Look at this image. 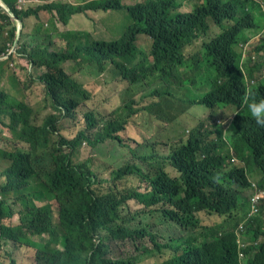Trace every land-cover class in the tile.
Masks as SVG:
<instances>
[{"label":"trees","instance_id":"1","mask_svg":"<svg viewBox=\"0 0 264 264\" xmlns=\"http://www.w3.org/2000/svg\"><path fill=\"white\" fill-rule=\"evenodd\" d=\"M204 1L203 7L189 14L169 18L174 7L172 0H91L79 6L45 5L42 0H2L10 12L0 6V67L8 65L14 56L23 58L34 72H42L35 80L44 85L52 109L63 110L72 117L89 93L64 73L63 63L81 59L93 76L115 66L117 75L129 84L150 74H157L162 80L172 77L184 64L183 48L205 30L206 18L222 26L238 13L235 0ZM122 8L132 25L114 42L94 41L89 33L77 29H58V25L69 26L72 15L88 16L89 12ZM41 12L51 17L47 27L39 21ZM91 15L95 20L103 18ZM28 20L35 22L33 27L27 33L18 31L17 25L26 28ZM7 26L8 31H4ZM263 30L264 17L243 10L235 23L195 58L206 66L204 82L209 87V93L199 103L207 108L217 104L233 107L234 122L225 134L213 118L211 130L203 125L192 130L187 143L168 157L179 178L170 179L157 170L150 182L151 191L146 194L134 189L98 193L96 188L101 181L90 161H73L83 143L96 149L106 139L119 140L115 133L133 114L132 101L113 120L85 115V128L74 138L58 137L52 142L51 135L57 131L54 115H48L45 123L37 127L32 124L33 110L24 101L0 91V122L2 117H8L13 136L29 146L28 151L1 153L9 165L3 172L5 182L0 185L5 198L0 205V221L17 210L21 223L13 229L1 227L2 238L26 246L33 264H140L136 259L110 258L107 241L140 240L147 235L154 254L171 252L169 258L156 264H264V227H260V223L264 225V170L260 177L257 168L256 173L244 164L245 152L252 151L257 157L264 154V134L246 120L248 111L243 102L244 95L252 90L247 82L255 74L262 80L254 90L255 97H264ZM140 33L152 39V62L134 47ZM54 34L60 35L63 47H54ZM15 41V51L8 54ZM10 81L17 91L19 82L12 77ZM63 147L69 153H64ZM223 150L235 153L241 162L225 178L220 175ZM129 172L127 169L120 173L118 169L111 174L114 180H120ZM52 201L59 205L56 217ZM131 201L146 208L160 202L168 204L169 209L161 212L164 223L173 224L185 235L181 240L170 236L160 244L145 227L132 228L131 219L124 222L121 217Z\"/></svg>","mask_w":264,"mask_h":264},{"label":"rangeland","instance_id":"2","mask_svg":"<svg viewBox=\"0 0 264 264\" xmlns=\"http://www.w3.org/2000/svg\"><path fill=\"white\" fill-rule=\"evenodd\" d=\"M63 1L69 3L76 2L75 0ZM135 1L137 0H129L131 3ZM175 1L179 5L176 11L186 13L190 12L194 7L199 6L202 0ZM253 1L259 3L264 8V0ZM89 13L96 16L102 15L103 18L97 17L95 20L91 14L88 16L76 15L74 16L75 18L70 20L69 26L63 27L58 25L59 31L77 29L89 33L94 41L114 42L122 36L126 27L130 24L127 12L123 8L117 11ZM39 16V21L44 24V27H47L51 20L50 15L46 12H41ZM34 23L33 20H28L26 22V28L17 25V29L18 31L27 33L33 27ZM207 24V32L200 35L199 39L192 46L185 49L184 55L186 58H199L202 44L219 34L220 29L209 19H207ZM8 29L9 27L7 26L4 28V31H8ZM260 35H264V30ZM52 38L54 47L64 46V42L60 39L59 34H54ZM135 45L138 49L148 54L150 50V39L145 35H140ZM0 60L2 59L0 58ZM64 69L69 76L80 82L91 94L90 100L80 105L76 110L74 119L64 118L58 112L54 113L51 110L43 87L35 80L40 71L34 72L23 58L20 59L14 56L8 65H2L0 67V89L8 91L16 99L22 100L33 107L37 113L36 124L38 125H41L48 115L53 114L57 119L56 127L59 134L66 139H72L80 130L85 128L83 120L85 113L92 111L96 115L108 116L119 108L122 105L121 97L124 90L128 87V84L115 76L113 66H109L99 77H94L84 65L79 66L73 62L64 64ZM198 73V70L185 69V75H182L180 79L186 78L193 80L197 77ZM11 77L19 82L17 91L11 86ZM257 77L258 74H255V79ZM255 83V80L248 81L247 85L249 87ZM162 87L163 85L160 83H151L145 85L143 88L138 87L135 89L134 108L138 112L129 119L125 130L119 133L122 139L121 145L114 141H106L99 144L96 149H92L89 145L83 143L76 150L73 161L76 163L89 160L98 179L101 181V184L96 188L98 193H106L109 191L122 193L129 189H140L141 192H144L146 189V184L143 183L144 175L152 171V161L149 164H145L138 156L152 155L161 161L172 147L186 140L188 132L192 128L199 122H206V116L209 111L201 106L191 107L184 113L179 112L181 103L178 98L188 100L200 92L199 88L193 85H186L185 87L180 81H175L171 85V93L174 98L168 97L172 100L173 104L171 108H167L160 97L152 96L155 90ZM154 103L160 104L161 112L158 113V118L156 112L148 109ZM215 112H222L225 116L229 117L234 113V108L231 106L224 108L217 107ZM12 146L13 143L10 140L9 131L4 125H0V148L10 151L12 150ZM137 147L140 148L135 155L131 150ZM230 160L231 158L228 162L231 166H239L241 164L238 159H236V164L231 163ZM244 164L257 173L253 161H250V163L244 162ZM126 166L138 168L141 176L132 175L120 180H114L111 173ZM165 170L170 176H177L176 172L171 168L165 167ZM51 205L54 217H56L58 205L55 201H52ZM157 208L162 209L161 206ZM157 208L144 209L142 206L131 201L122 210L121 217L124 222L132 219V226L140 220L141 227H145L149 235L156 236L160 244H164L170 236L181 240L185 232L176 229L171 223H164L165 220L161 215V210ZM261 216L264 217V211H262ZM213 221H217V219L213 218ZM5 223L7 225H16L18 218L15 216L11 220L5 221ZM260 227L263 228L264 225L260 223ZM105 236H107V233H105ZM186 239L187 237H185L183 242ZM244 239H247L246 236H244ZM262 240L263 238L260 239V241ZM107 244L110 249V258H131L136 259L140 264H156L169 258L171 255V252L165 250L161 254H154L153 243L150 241L148 235L140 240L126 239L119 241L110 239L107 241ZM31 255L32 253L28 248L21 247L16 249L12 248L11 245H4L0 250V264H33Z\"/></svg>","mask_w":264,"mask_h":264},{"label":"clouds","instance_id":"3","mask_svg":"<svg viewBox=\"0 0 264 264\" xmlns=\"http://www.w3.org/2000/svg\"><path fill=\"white\" fill-rule=\"evenodd\" d=\"M42 1H43V3L45 5H49V4H52V3H63V4H69V5H72V6H79V5H83L85 3L90 2L91 0H75L76 2H74V3L65 2L63 0H47V1L46 0H42ZM172 1L174 3V7L168 13V17L169 18H172V17H174L177 14H189V13L193 12L195 9L203 7L205 5V1L202 0L201 4L199 6L194 7L190 12L182 13V12H177L176 11L179 8V5L177 4V2L175 0H172ZM235 1L238 2V13L236 14V16H235V18L233 20L224 21L222 23V26H218V25H216L213 22V20L211 18L208 17V18L205 19V25H206L205 30L202 31V32H199L197 34V38L192 42V44H190L188 46H185L183 48L182 56H183V59H184V64H183L182 67L177 68L176 74L174 76L169 77V78H167L165 80H162V79L157 77L158 76L157 74H150V75H148L147 78H141V80L139 82L135 83V84H129L128 81L122 79L121 77H119L117 75L116 68H115V66H113L115 76L119 80L124 81V82H126L128 84V87L124 90L123 95L121 97L122 105L119 108H117L115 111H113L108 116L96 115L92 111H89V112L84 114V116H83L84 123H85V115H87V114H92L93 117L96 120H99L100 118H103L104 120H113V119H116L118 114L122 112L124 106L127 103L132 101L131 109L133 111V114L127 118L126 123L123 125L122 130L117 132V133H115V136H117L119 140L106 139V140H104L102 142V143H104L106 141H114V142H116V143L121 145L122 144V139L119 136V133H121L122 131L125 130V126L128 124L129 119L131 117H133L134 115H136L137 112H138V110L136 108H134V105H135L134 97L136 95V93H135V89L136 88H138V87L143 88L145 85L151 84V83H160L161 85H163V87L158 89V90H155L152 93V96L160 97L167 108H171L172 104H173L172 100L169 99L168 97L174 98V96H172V93H171V85L175 81H180L181 83H183V86H185V87H186V85H190V86L193 85L196 88L200 89V92L197 95H193L188 100H184V99L178 98L179 102L181 103L179 112L180 113H184L188 109H190L191 107L201 106V107H203V108H205V109H207L209 111L208 115L206 116V122H199L194 128H192L188 132L186 140L184 142L181 141L180 143H178L177 145L172 147L170 149V151L168 152V154L161 159V161H159L157 158H155L152 155L138 156L140 158V160L143 163H145V164H149V162L152 161V163H151L152 171L147 173L146 175H144L143 183L146 184L145 191L141 192L140 189H134L136 192H138L140 194H146V193H149L151 191L150 182L153 180V177H154L155 172L157 170L163 171L170 179L179 178V173L169 164L168 157H169V155L171 154V152L173 150H175V149H177V148H179V147H181V146H183V145H185L187 143V140L189 138V135H190L191 131L194 130L196 127H198L199 125H203L204 129L211 130L212 129V118H213L215 120L214 124L216 126L222 127V134H225V133L228 132V128L233 124L234 117H235L234 113L231 116L227 117L222 112H219V113L215 112V109L217 107L224 108V107H227L226 105L217 104L213 108H207V107H205V106H203V105H201L199 103L200 99L204 95L209 93V87L204 82V78L206 76V66L203 65L202 63L196 61L195 60L196 57L195 58H191V59L190 58H186L185 55H184V51H185L186 48L192 46L199 39L200 35H203V34H205L207 32V30H208L207 19H209L217 28H219L220 32L215 37L210 38L208 42L202 44L200 53H203L205 46L207 44H209L217 36H219L225 28H227V27H229V26H231V25H233L235 23V21L239 18V14H240L241 11H243V10L248 11V12L252 13L256 17H264V13H263L264 12V8L259 3H256L253 0H235ZM0 6H1V9L5 10L7 12H10L9 9L6 7V5L2 2V0H0ZM262 10H263V12H262ZM52 14L57 19V15H56V13L54 11L52 12ZM70 18H74V16L72 15ZM131 25L132 24H129L126 27V29H125V31H124V33L122 35L125 34L127 28L129 26H131ZM140 35H145L146 37H148L150 39V50H149L148 54H146L144 51L138 49L136 47V45H135V43L137 41V38ZM16 45H17V41L14 42L13 47L10 48V50L8 51V54H10L11 52L15 51ZM151 46H152V39L148 35H146L145 33H140V34H138L136 36V39L134 41V47L137 50L141 51L147 57V60L149 62H152V56L150 55ZM67 62L77 63V65L80 66V65H82L83 60H81V59H78L76 61L69 60V61H66L65 63H63L61 65L64 73L69 78H71L73 80H76V79L72 78L71 76H69L66 73V71L64 69V64H66ZM185 69L198 70L199 73L197 74V77L195 79H193V80L186 79V78L180 79L182 75H185ZM103 73L104 72H102L98 76L96 75L94 77H99ZM39 74H42V72H40ZM253 80H255L256 83L252 85V90L249 89L247 91V93L244 95V98H243V102L246 105L247 111H248V113L246 114L245 118L258 132L264 134V97L256 98L255 97V93H254V90L259 87V82L262 81V80L252 78L250 81H253ZM40 85L43 87L44 93H45V96H46V91H45L44 85L43 84H40ZM187 89H188V87H187ZM84 90L89 93V98L87 100L81 102L76 107V109L73 111L72 117L66 116L63 110H53L51 105H50V101H49L47 96H46V99H47V101L49 103V107L51 108V110L54 113L58 112L59 115L64 117V118L74 119L75 112L79 108V106L90 100V97H91L90 92L87 89H84ZM0 91H3L4 93H6V94H8L10 96V93L8 91H5L3 89H0ZM24 104L27 105L28 107H30L33 110V116L31 117L32 124L37 126V127H41L45 123L47 118L44 119V121L42 122L41 125L36 124V118H37L36 111L34 110L33 107L29 106L27 103H24ZM148 109L156 112L157 118L159 117L158 113L161 112V108H160V104L159 103H154V104L150 105L148 107ZM51 115H53V114H51ZM56 121H57V119H56ZM56 121L54 123H56ZM0 125H4L7 128V130L10 133V140L13 143L12 150H10V151H7V150H4V149L0 148V185H3L4 182H5V177L3 175V172L7 168L9 163L6 160L3 159L1 153H11V152H13L16 149H20V150H23V151H28L29 146H28V144L16 139L13 136L12 132L10 131V129L8 127L9 126V118L8 117H2V121L0 122ZM55 128H56L57 131L54 134L51 135L52 142H55L58 137H62L64 139H66L64 136L59 134L58 129H57L56 126H55ZM80 131H82V130H80ZM66 140H68V139H66ZM139 148L140 147H137L136 149L131 150V152L136 155V153L139 150ZM62 150H63L64 153H69V150L66 149L65 147H63ZM234 157L239 160L238 156L235 153H231V152H228V151H225V150L222 151L221 158L224 161V163L222 164V169L220 171V175L222 177L225 178L227 173L231 169H236L237 168V166H235V165L231 166L229 164V162H228V160L231 158V160H230L231 163L236 164L237 161H236V159ZM245 160L248 163H250V161H253V165L260 171V177H261L262 171L264 170V154L260 155L259 157H257L252 151H247V152H245ZM165 167H169L172 170H174L176 172L177 176H175V177L170 176L168 174V172L165 170ZM127 169H129L130 172L128 174L122 175L123 177H129V176H132V175H136L138 177L141 176L140 170L138 168H135V167H132V166H126V167L119 168L120 173H125ZM260 177H259V179H260ZM4 200H5V198H4V196L2 194V191H1V188H0V205H1V203ZM11 200H12V197H10V201H9L10 203H11ZM56 204L58 205L57 201H56ZM139 205L142 206V208H144V209L157 208L158 206H161L162 209L157 208L158 210H161V212H164L165 210L169 209V205L164 203V202H160V203H158V204H156L154 206H150V207H147V208L144 207L141 203H139ZM14 207L15 206H13V208ZM58 210H59V205H58ZM15 216L18 218V223L16 225H7L5 223V221L11 220ZM14 220H15V218H14ZM131 221H132V219L130 220V226L132 228H138L139 230L144 228V227H141L140 220H138V222L134 226L131 225ZM19 226H21V223H20V217H19V214H18L17 210H15L14 214L10 218H3L0 221V250L3 248L4 245H11L12 248H16V249L17 248H21V247H25L26 248V246H24V245L17 244V243H14L12 241L4 240V238H2V236H1V227H7V228H10V229H13V228H16V227H19Z\"/></svg>","mask_w":264,"mask_h":264}]
</instances>
